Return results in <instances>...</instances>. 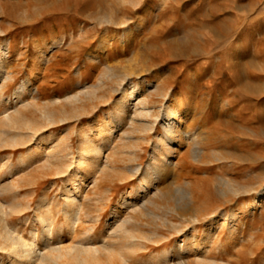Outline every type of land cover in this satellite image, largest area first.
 <instances>
[{"label": "rangeland", "instance_id": "obj_1", "mask_svg": "<svg viewBox=\"0 0 264 264\" xmlns=\"http://www.w3.org/2000/svg\"><path fill=\"white\" fill-rule=\"evenodd\" d=\"M139 22L138 29H130ZM2 53L0 135L20 138L15 145L0 141V202L6 210L10 202L15 205L7 216L9 226L26 237L37 227L35 207L45 194L55 224H62L64 245L103 238L134 264H157L164 253L172 264H264V194L236 220L230 241L228 229L218 226L226 223L222 211L239 212L252 201L249 188H264V0H0ZM132 80L142 82L138 98L147 100L151 112L162 100L157 93H172L163 102H173L187 133L173 142L176 152L158 186L187 189L191 210L183 204L176 212L168 210L159 197L147 203L152 186L145 196L134 190L140 174H128V167H146L153 135L150 142L142 140L140 118L134 115L140 105H130L122 133L117 130L121 137L106 134L103 141L105 164L100 160L99 169L88 168L81 176V219L71 230L59 211L70 182L38 157L17 167V157L45 134L51 139L67 135L76 153L79 128L92 124L97 133L109 120L110 97L119 96L116 84L126 87ZM22 82L27 88L14 100L12 93ZM72 94L78 98L65 99ZM72 110L78 117L43 126L44 111ZM6 114L17 121L3 119ZM27 119L39 128L32 139L23 137L25 129L18 124ZM112 171H121L123 179ZM134 191L139 196L129 197L132 205H122L121 193ZM209 211L215 215L204 216ZM191 213L201 220L192 223ZM208 232L214 239L206 242ZM190 235L196 248L182 254L179 244L189 247ZM8 257L0 252V263L15 264Z\"/></svg>", "mask_w": 264, "mask_h": 264}, {"label": "bare ground", "instance_id": "obj_2", "mask_svg": "<svg viewBox=\"0 0 264 264\" xmlns=\"http://www.w3.org/2000/svg\"><path fill=\"white\" fill-rule=\"evenodd\" d=\"M139 26H140V22L130 29L131 30L136 28L138 29ZM5 49L6 47L3 48V50ZM2 57H3V53L0 54V66H1ZM2 73L3 71L0 68V74ZM5 73H3V76L1 75L2 77H0V99H2L1 97L5 93L2 91L6 79ZM141 83L132 80L128 83L126 87L120 83L116 84L117 86L116 90L119 91V96L110 97L111 98L110 103H113V106H111L112 110L106 113V116L107 118H109V120H106L103 125L101 123L102 127L100 126L101 127L100 129L98 126L99 130L98 132L96 131L97 133H93L92 124H88L85 127L84 126L80 127L79 128L80 130L77 134L78 144H77L76 153L73 150L72 146L68 144L67 135L64 137H59V138L55 137V139L54 138L51 139L52 135L45 134L41 136L37 135L34 138L37 142V146H35V148H29L25 153H22L20 156L17 157V161H16L17 167L26 165L30 160H33L38 157V159L40 158V160L42 161L43 165H49V164L55 165L54 174L63 177V180L65 182L66 181L70 182V185H72V187H66L65 189H63L62 200L60 203L59 211L63 215V218L66 221V225L69 226L71 230L75 231L77 224L81 219L80 208H82V206L81 205L79 206L78 204L79 189L81 187L80 184L81 176L83 172H86V169L88 168L89 169L90 168L93 169L97 167L98 169L100 168V163H101L100 160H102L100 159L101 158L100 155L102 156V150L104 147L103 141H105L106 139V134L116 135V138L117 136L121 137L119 136L120 135L119 131L120 133H122L120 126L121 123L125 120L124 114L130 112V107H131L130 105L132 106L140 105V108L136 107L137 109H139V111L136 112V114L134 115H136V118L137 117L140 118L139 130L142 133V134L140 133L141 134L140 136H142V140L146 143L150 142L151 136L153 135L152 136L153 150L151 151V156L150 159L148 160L146 167L142 168L141 170L139 169L140 164H135L133 166L128 165L129 166L127 171L128 174L130 173L140 174V177L137 181L138 183L134 190L141 192L143 194L142 196H145V190H149V188L152 186V190H151L152 196H148L147 198L145 197L146 198L145 201L147 203H154L152 198L159 197L160 199L162 198L164 201L167 202V204L165 205L168 210L176 212V210L179 207H181L182 204L185 205L188 210L189 209L191 210V206L189 204L190 203L189 191L187 189H185L182 186H175L171 189L169 188L162 189V187L160 188V186H158V182L163 179V176L165 175L168 167L171 164L170 162H172L171 159L173 157V154L176 152V150H174L175 148L172 146L173 142L178 138V136L181 139L182 136L181 134L183 133L186 134L187 130L186 131L181 130L180 121H177L179 111L173 108L174 105L172 104L173 102L170 101L171 103V104L169 103L170 105L169 104L165 105V102H163L165 98L172 99L173 98V96H171L172 93L168 91H165L163 93H157L162 98V100L160 103L158 102L159 105L156 108L157 110L151 112L150 108L146 106L145 101L147 100L145 98H144L145 100L139 99L140 98L139 95L141 94L140 93L141 85H142ZM26 88H27L26 82H22L21 84H19L12 93L13 99L19 100L21 98V95L25 92ZM77 98L78 97L73 94L65 97V99L67 100H71V99L74 100ZM185 102H187V99H185L183 103ZM136 108L132 111L133 113L135 112V110L137 111ZM14 111L15 114L17 115L16 113L17 110L15 109ZM78 115L79 113L76 112V110L60 111L58 113L44 111V113L42 114L43 126H48L56 122H61L64 119L78 117ZM134 117L135 116L129 115L128 120L129 121L134 120ZM16 118L18 117L6 114L4 115L3 119H6L8 120V122L13 123L17 121ZM32 122L29 121L28 119L19 120L18 123L19 126L25 129V132L24 133L22 132L23 133L22 135L26 139H30V138L32 139L33 135L35 134V131L39 129ZM158 122L160 123V125L157 127L156 124ZM2 136L3 135H0V141L3 142L4 144L7 143L9 145H15L20 142V138L17 136H9L6 138ZM124 137L129 139L130 136L124 135ZM140 144H136L135 147L139 149L141 147ZM59 145L61 146L58 147L57 149L56 147ZM48 147L50 148V150L47 149ZM83 168L84 171H82ZM99 171L101 170H98V172ZM122 174L123 173L121 171H112V175L115 176L119 181L123 179ZM249 189L252 192V197H251L252 201L243 203L242 207L239 209L240 213L237 212L236 210H232L229 213H225L223 211L222 213H220L222 218L225 219L226 223L225 224L221 223L218 226H221L222 228L224 226L228 229L229 231L227 238L228 241H230L234 237V234L237 231L238 226L236 225V220L239 218V216H243L245 213H247V211L252 209L255 206V203L259 200L258 198L264 194L263 192L264 188L254 187ZM3 191L4 189L0 185V196L2 195ZM135 191L132 194L130 192L121 193L120 197L123 200L121 201V204L126 206L127 208L130 207L133 201L129 197L131 195H138L135 193ZM261 191L263 192L262 194ZM145 201H143V203ZM49 206L50 204L46 195L42 194L39 198L37 207H35L36 208L35 221L37 223V227L35 226L31 227L27 236L25 237L18 228L9 226L7 224V216L11 211L14 210L15 205L10 202L8 204V210H6L5 205L2 202H0V252H2L3 254H7L9 256L8 258L11 259L12 263L15 264H134L131 263L132 260L129 261V259L126 256H124L120 251L116 250V248H113V242L102 240L103 238L96 243L90 242L88 244H83V245L82 244L75 245V243L74 244L71 243L68 245H64L62 243L64 237L61 231L62 224L60 225L55 224L56 217L49 210ZM134 207L137 206L135 205ZM141 208L142 207H140V209ZM129 210L130 209H128V212ZM207 215H215V214H213L212 211H209L204 214V216ZM189 217L192 218V223H194V221L198 222L201 220L199 218H195V216H193L192 213L189 214ZM112 227L111 229H113L115 225L113 228ZM109 231L111 230L109 229ZM204 237H205L204 240L208 242L211 240L213 236L211 233L208 232ZM212 239H214V237ZM188 240L189 241L187 242H189L190 245L189 247H187L186 245L184 246V244H179L180 252H182V254H184L183 252L185 251H189L190 249L196 248V246H194L195 244L194 242L196 240L195 236L190 235L188 237ZM184 247L185 250L183 249ZM122 248H127V247L124 245ZM160 256L161 255H159L158 257L160 258ZM166 256H167L166 253H164L162 254L161 257V259H165L166 261L165 260L159 261V258H157L158 263L156 261L155 262L157 264H170L171 262L170 263L168 262L170 260L167 261V259L169 258L166 259ZM176 264H184V263L178 261V263ZM196 264H224V263L216 262V261H208V262L197 261Z\"/></svg>", "mask_w": 264, "mask_h": 264}]
</instances>
